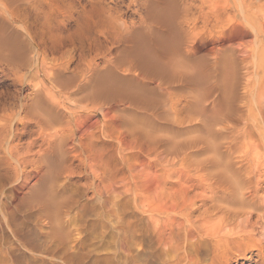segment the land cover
<instances>
[{
  "label": "bare ground",
  "instance_id": "bare-ground-1",
  "mask_svg": "<svg viewBox=\"0 0 264 264\" xmlns=\"http://www.w3.org/2000/svg\"><path fill=\"white\" fill-rule=\"evenodd\" d=\"M144 1L141 4L147 12L138 26L118 23V27H123L116 31L117 37L108 44L109 47L106 45L110 52V47L116 49L102 57L103 65L96 62L93 55L89 60L85 59L84 65L75 72H59L56 66H50L49 70L40 69V72L60 85L65 93L74 95L76 100L99 104L101 111L105 110L109 119L100 125L101 137L105 136L107 124H116L113 127L120 128L118 135L109 133L106 135L108 138L126 141L131 147L152 154L153 159L173 155L177 161L189 162L188 170L196 176H192L193 180L190 178L193 181L189 184L192 197L185 186L184 194L191 198L192 211L201 209L200 215H218L220 229L216 228L218 230L214 232L211 264H228L232 259L230 254L246 256L244 246H254L256 230L264 233V196H261L264 190V7L260 5L253 10L250 1L240 0L239 8L236 5L239 16L236 13L229 16L231 23L236 22L253 36L248 49L238 50V47L221 43L212 51V47L204 48V45H213L218 40L211 32L214 26L212 11L204 12L203 6H198V15L190 18L186 0ZM228 1L224 2L228 4ZM93 6L84 15L86 21L77 26L76 32L86 26L87 30L94 29L95 33L103 35L105 28L111 27L112 16L109 20L104 18V10L101 16L100 7ZM232 9L235 10L234 6ZM197 21L202 23L199 30ZM205 30L207 35H203ZM10 48V53L20 65L31 71L34 69L37 59L25 40L19 47ZM63 68L67 67L63 65ZM248 77H252L256 84L252 100L247 98V92L251 93ZM41 104L47 111L39 109ZM21 105L37 119L44 142L39 144L32 158L25 156L22 159L18 157L21 153L18 147L8 142L7 137L11 133L9 122L0 126V166L10 165L17 173L11 189L2 197L4 200L0 198V264H55L56 261V264H96L100 256L96 249L91 248L92 243H87L84 233L95 232L98 228L105 232L107 224L102 222V218L106 214L122 216L124 223L117 225L130 249L135 228L128 215L131 213L127 207L129 199H118L116 185L119 172L118 175L115 173L116 167L103 172L108 174L105 176L109 182L105 190L104 186L102 188L106 184L102 174L94 175L97 178L91 182L94 200H82L68 187L72 182L69 175L77 170H74V160L95 168L106 165L101 162L105 154L102 156L101 143L94 141L93 128L85 129V120L80 116L82 119L77 130L57 129L58 125L67 123L66 119L74 116L68 106L50 97L47 89L39 86L29 104ZM181 111L185 112L183 118L179 115ZM184 127L194 133L180 138L179 129ZM200 127L204 129L202 134L199 133ZM76 131L79 137L75 140ZM114 144L116 146L117 143ZM246 144L258 150L255 151L257 154L254 153L257 156L253 154L256 158L242 149ZM109 153L107 155H111ZM113 153L115 155L116 152ZM55 155L59 156L56 164L51 160ZM27 159L34 166L30 172L20 176L21 161L26 163ZM184 166L185 163L181 168L185 169ZM30 178L35 183L44 180L46 188L33 192L36 184H29ZM196 189L201 193L195 192ZM198 197L199 203L196 204L195 198ZM192 211L189 210L185 216L191 215ZM253 215L257 220L250 223ZM226 226L232 228L221 232Z\"/></svg>",
  "mask_w": 264,
  "mask_h": 264
},
{
  "label": "rangeland",
  "instance_id": "rangeland-1",
  "mask_svg": "<svg viewBox=\"0 0 264 264\" xmlns=\"http://www.w3.org/2000/svg\"><path fill=\"white\" fill-rule=\"evenodd\" d=\"M0 1V10H2V12L0 11V126H4L3 124L5 122H9L8 129L11 130V133L9 137H7L8 142L11 145L13 144L18 147L21 152L18 153V157H22V159H24L25 156L30 159L36 154V151L39 149V144L44 142L42 136L43 132L34 115H30V113L28 114L21 104H29L32 94L38 86L41 89H47L48 95L53 99L58 100V102L63 103L65 106H68L74 116L66 119L67 123L58 125L56 128L77 130V125L83 118V120H85L84 128L87 129V127H89L87 130H91L92 127L95 132V143H101V149L103 148L102 150L104 151L107 150L102 152V156L105 154V156L109 157H106V159L105 156H103L105 159L102 158L101 162L102 164L106 163V165L103 164L104 167L101 165L100 168L83 165L78 163L77 160H74V170L77 169L78 171L76 170L72 175H69L71 178L70 181L72 182H70L68 187L70 190H73L72 193L75 191L74 194L79 196L82 200H94L93 188L91 186V182L93 183L94 181H97V178L94 175L102 174V176H100L104 178L103 183H106L102 185V188L104 186L103 190H105L108 188L109 182L106 179L108 174L105 173V176L103 172H109L108 169L114 166L116 167L115 173L118 175L119 172V178L117 179L118 183L116 185L118 189V199L122 197H127L129 199L127 207L130 208L131 213L128 215H130V223H134L135 228L131 248H127V242L117 225V223H124L122 222V216L113 217V215L107 216L106 214L102 218V222L107 224L105 232L103 231L102 233L101 229L98 228L95 232L84 233L86 241L88 240L87 243L89 245L92 243L90 245L91 248L98 251L100 257L97 258L96 262L98 261L99 264H211V244L212 241L215 240L216 234L214 232L218 230L216 228L220 229V221L217 217L218 215L215 216L210 214L204 216L200 215L201 209L195 211L190 209L191 198L189 195L192 197V191L189 186L191 185L190 182H193L192 180L195 179L192 178V176L194 177L196 174L193 171L190 172V170H188L190 169L187 164L189 162H184V160L182 162L180 160L177 161L174 159L173 155H170L171 157L169 155H167L169 157L163 155L159 157L160 159H156V157L153 159L154 156H152V154L148 155L146 152L141 151L138 148H133L129 143H126V141L118 142L116 138H108L106 135L113 132L115 133L116 130L117 133L111 135H118L120 128L113 127L116 124H107L106 126L108 127L105 126V136L101 137L100 125L102 122L109 119L108 116L106 118V113H104L105 110L101 111L99 104L87 103L85 100H76L74 95H70V93L68 95L65 93L61 90L60 85L52 82L47 75L44 76L42 72H40V69L49 70L50 66H56V69L63 73L69 71L75 72L84 65L85 59L89 60L93 55H95L96 62L103 65L104 61L102 57L109 54L108 52L110 51H108L109 49L107 50V47H109L111 41L114 40V37H117L116 31L119 27H123L120 25L138 26L140 21H142V18L147 12L146 7L142 5L145 1ZM224 1L225 0H186L185 2L190 8L188 14L190 18H192L193 15H198V6H203L202 10L204 12L208 10L212 11L211 21L214 26L211 28V32L214 38H217L218 40L213 45H204V48L212 47V51H214L219 44L223 43L232 47L234 46V48L238 47V50L248 49L253 43V36L246 33L236 22L231 23L229 21L231 20L230 17L233 13H236L239 16L240 13L238 8L240 0H230V2L226 0L228 1V4ZM245 1H250V3H252L253 10H256L260 5L264 7V0ZM224 3L227 7L223 6ZM3 4H5L6 7H4ZM230 4L232 8L234 6L235 10L231 8ZM93 5L100 7V15L103 16L105 14L104 18L109 20L112 16L109 24L111 27L106 23L108 29L105 28L103 35H98L94 32V29L89 28L91 31L87 30L86 26H82V31H79L81 33L76 32L77 26L85 23L87 18L85 16L90 12V8L92 9L91 6ZM236 5H238V8ZM228 6H230V8H228ZM148 7L150 8V5ZM102 10H104L103 15ZM219 10H221V12ZM231 10L235 12H232ZM263 18L264 17H262V22L264 24ZM223 20H225V22ZM227 20L229 23L226 22ZM118 23L122 24L118 27ZM201 25L202 23L199 21L197 23L198 30ZM208 28H210V25ZM206 32L207 30H205V33ZM205 33L203 35H207L208 32ZM87 37L90 39H87ZM23 40L33 48L37 59V63L34 65L32 71L27 66L20 65L9 51L11 49L10 46L19 47ZM197 44L198 42H196V45ZM106 45L108 46L106 47ZM112 47L113 48L110 47L112 50L110 53L114 52L116 49L114 46ZM62 64L67 68H63ZM249 79L250 83L248 89H250L251 93L249 94L247 92V98L252 100L254 92L256 93V84L252 77ZM39 109H41V111H47V108L43 107L42 104ZM17 113L19 114L15 117ZM184 114V111L179 113L182 118ZM80 116L82 118H80ZM188 127L179 129L180 133H178V135L180 138H183L192 132ZM200 128L199 133L202 134L204 129L202 127ZM78 137L79 133L76 131L75 140ZM1 139L2 137L0 136V140ZM114 142L117 143V147L113 146L115 145ZM104 144L107 145L105 146ZM108 147H111V149H105ZM118 149H120L121 156H119L120 153H118ZM242 149L247 153L251 152L250 156L252 158L257 156L254 153L257 154L255 151L258 150H255L252 145L246 144ZM256 149L262 151L260 147H257ZM26 150H28V152H26ZM261 151L259 152L261 153ZM113 152H116L115 155ZM108 153L111 155L113 154V158L111 155H107ZM260 153H258V156L261 155ZM253 154L255 155L254 157ZM148 156L152 159H149ZM166 157L170 160L168 161ZM29 159H27L26 163L21 161L18 170L20 176L24 174V172H30L33 168L34 164L29 161ZM51 160L52 163L56 164L59 160V156L55 155ZM161 161L163 163L166 162V164L163 166ZM170 163L173 164L171 165ZM184 163L186 165L184 168L189 172L181 168ZM179 164H181V166H179ZM105 166L108 168H105ZM90 168L94 170H91ZM0 175V198L4 200L2 197L11 189L17 173L10 165L9 167L2 165L0 166ZM184 178L187 181H185ZM182 180L184 182L189 181V183L186 184ZM29 181V184L37 185H35L36 187L34 186L33 190L31 189L33 192H40L46 188L43 185L44 180L35 183V180L30 178ZM184 186L187 187V189L189 188V195L184 194V189H186ZM195 192L201 193V190L196 189ZM262 192V195H260L264 196V192ZM2 193L3 195H1ZM198 199L199 197L195 198L196 204L199 203ZM189 210H191L192 213L186 217L185 215ZM256 220V216L253 215L249 219V222L254 223ZM231 228V226H226L220 231H228ZM3 230L5 232L7 231L5 226L3 227ZM253 239L254 246H244V248L247 249L246 256L235 257L232 256L233 254H230L232 259L228 264H264V233H261L260 229L256 230ZM89 241L91 242L89 243ZM190 242L193 243V245H189ZM195 250H198L197 258L195 257ZM248 253H251V256ZM102 257H105V259ZM98 262L96 264H98ZM54 263L56 264L57 261ZM22 264L24 263L22 262ZM216 264L223 263L219 262Z\"/></svg>",
  "mask_w": 264,
  "mask_h": 264
}]
</instances>
